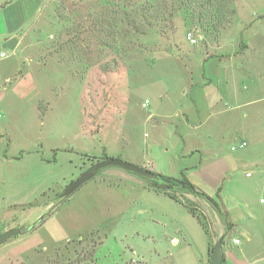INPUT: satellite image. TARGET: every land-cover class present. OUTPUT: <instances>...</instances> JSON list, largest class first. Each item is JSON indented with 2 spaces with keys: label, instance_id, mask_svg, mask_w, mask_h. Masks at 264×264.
Wrapping results in <instances>:
<instances>
[{
  "label": "rangeland",
  "instance_id": "obj_1",
  "mask_svg": "<svg viewBox=\"0 0 264 264\" xmlns=\"http://www.w3.org/2000/svg\"><path fill=\"white\" fill-rule=\"evenodd\" d=\"M58 1L68 17L59 30L43 34L45 41L69 39L63 32L73 24L81 40L93 42L101 32L104 45H91L88 60L96 65L85 74L87 60L72 49L71 64L62 63L70 50L48 59L42 52V72L35 75L39 94L12 107V149L27 154L11 165L19 177L0 182V193L18 204L1 231L40 223L0 245V264H210L209 237L199 219L155 192L150 179L109 167L60 201L73 181L106 159L184 176L215 199L223 193L245 218L241 247L261 264L264 0H235L233 22L216 32L167 0ZM55 6L43 0V9ZM146 7L151 15L145 21ZM188 32L197 44L187 41ZM242 140L247 146L233 151ZM215 149L228 169L218 180L213 171L200 183L196 172ZM107 169L126 176H104ZM180 196L199 209L210 229L205 203Z\"/></svg>",
  "mask_w": 264,
  "mask_h": 264
},
{
  "label": "crops",
  "instance_id": "obj_2",
  "mask_svg": "<svg viewBox=\"0 0 264 264\" xmlns=\"http://www.w3.org/2000/svg\"><path fill=\"white\" fill-rule=\"evenodd\" d=\"M52 3L56 6L48 11L47 7H45L47 9H43V0H0V52L8 53V57L0 60V146L3 155L0 158L1 183H5L11 177H19L18 167L11 165L23 159L27 154L23 150L14 153L12 149L13 138L10 131L14 124L11 115L15 113L12 107L15 106L16 101L32 100L39 94V85L35 75L42 72L45 62H43L42 52L46 51L47 59L64 53V51L63 53L57 52L59 45L63 42L62 37L55 42L43 39V34L47 30H59L58 27L64 24L63 21L68 17L67 9L61 6L58 0H52ZM65 26V31L71 27L70 24ZM65 60L62 59V63L69 64L70 62L71 64L69 58ZM84 74H82V78H84ZM195 103L198 101L195 100ZM213 155L212 159L204 162L196 172L200 177V183L207 182V177H212L210 174L213 171L217 172L215 178L218 180L220 174L223 175L224 171L228 169L227 160L217 149L214 150ZM8 168H13L11 173H7ZM103 174L115 177L126 176L125 173L114 169H107ZM193 184L197 186V184ZM213 187L214 190L218 188L215 185ZM198 190L202 191L200 188ZM183 195L193 202L203 201L207 206L204 207L203 203H199L203 205L206 215L212 220L210 221L212 224V226L210 224L211 235L207 245L208 256L210 244L215 245L222 235H227L223 246L226 261L222 264H258L257 260L252 261L255 256L251 255L246 248L241 247L248 234L244 229L246 221H244L243 213L237 212L233 206L228 205L223 193L220 198L218 196L216 199L213 195H207L218 203L219 208L227 215L228 221L232 224L233 228L228 234H226L224 221L214 207L202 198L191 194ZM180 198L182 199L181 196ZM17 205L15 202H9L7 197L0 193V233H2L1 227L12 221L10 210ZM235 240H239L241 243L236 244ZM261 264H264V259Z\"/></svg>",
  "mask_w": 264,
  "mask_h": 264
},
{
  "label": "trees",
  "instance_id": "obj_3",
  "mask_svg": "<svg viewBox=\"0 0 264 264\" xmlns=\"http://www.w3.org/2000/svg\"><path fill=\"white\" fill-rule=\"evenodd\" d=\"M167 1L178 5V7H180V10H182L184 13L189 15V19L193 21L194 23L201 25V27L204 29L211 28V30L215 32L227 28L228 25H230L233 22V19L236 14L235 11L231 9V5L234 3L235 0H167ZM150 12H151L150 7L143 8L141 11V17L145 19L146 21V19H149L151 15ZM130 22L132 23L134 21H130ZM136 29L138 30V32H140L141 27L136 26ZM77 31H78L77 27L73 26V24L71 25L70 28L67 29V31H65L64 35L66 37L67 36H70V37L69 39H66V40L61 39L63 42L59 45V49L57 52L63 53L64 51V53H66L68 50L72 49L74 52V56L76 58H78L79 60L82 59L81 61L87 60L85 69L88 70L90 66L92 67L96 65V64H90V61L88 60L90 59L89 57H91L90 56L91 52H93V49H91V45L92 46L93 45L94 46L104 45V43H102L101 41L100 42L98 41L99 39L102 40L99 36L101 32L100 30H98V32H100L99 35L96 37V39L92 38L94 41L90 42L89 39L87 41H85V39L81 40L78 36L79 34L77 33ZM72 50H70L71 52L70 61L71 62H73L74 60ZM64 56L62 58L66 59ZM68 58L69 57H67V59ZM102 66L105 72L111 71L110 66H108V64L105 63ZM157 175L159 176V179L151 181V187L155 190V192L164 194L175 201L183 203L185 207L188 209V211L199 219L200 224L202 225L203 229L205 230L209 238H210L211 232L209 229V225L207 224V221L205 217L203 216V214L199 212V209L196 206L190 204L187 201L184 202V200L181 199L178 194H191L196 197L204 199L212 207H214V209L218 212V214L224 221L226 225V234H228L232 230L233 228L232 224L228 221L227 215L221 211L218 203L214 199H212L210 196H208L206 193L199 191L198 188L194 184H192L190 181H188L186 178H184V176L181 179H177V178L165 176L162 174H157ZM60 201L62 202L64 200H61L60 198ZM39 223L35 224L32 227H26V228H28L29 231H32L36 229ZM214 247L215 245L210 244V247H209V263L210 264H213ZM90 259H93V255H91ZM225 261H226V258L224 256L223 262Z\"/></svg>",
  "mask_w": 264,
  "mask_h": 264
},
{
  "label": "water",
  "instance_id": "obj_4",
  "mask_svg": "<svg viewBox=\"0 0 264 264\" xmlns=\"http://www.w3.org/2000/svg\"><path fill=\"white\" fill-rule=\"evenodd\" d=\"M109 167H119L126 171L135 173L143 178H147L150 180H158L159 176L151 172L150 170H147L145 168L137 167L135 165H132L130 163H127L121 159H106V160H100L96 162L95 164H92L91 167H89L85 172H83L78 179L73 181L61 194V199H68L70 198L76 190H78L81 186L86 184L88 181L92 180L94 177L97 176V174L106 168ZM28 228L24 226H20L14 229H11L5 233H0V245L4 244L8 240L20 236L23 233L28 232ZM226 235H222L217 243L215 244L214 251H213V264H222L223 258H224V241H225Z\"/></svg>",
  "mask_w": 264,
  "mask_h": 264
},
{
  "label": "built area",
  "instance_id": "obj_5",
  "mask_svg": "<svg viewBox=\"0 0 264 264\" xmlns=\"http://www.w3.org/2000/svg\"><path fill=\"white\" fill-rule=\"evenodd\" d=\"M186 39H187V41L190 43V44H192V45H195V44H197V42H198V38H196V36L192 33V32H188L187 34H186ZM6 57H8V53L7 52H0V60L1 59H4V58H6ZM149 104V101L147 100L144 104H143V106L144 107H147V105ZM247 146V143L246 142H241L237 147H232V150L233 151H236V150H238V149H243V148H245ZM2 151V147L0 146V152ZM247 176H251V173H248V175ZM262 202H263V200H262ZM235 243L236 244H240L241 242L239 241V240H235Z\"/></svg>",
  "mask_w": 264,
  "mask_h": 264
}]
</instances>
